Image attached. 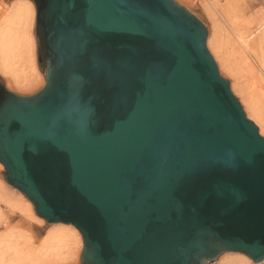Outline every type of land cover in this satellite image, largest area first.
<instances>
[{"label":"water","instance_id":"water-1","mask_svg":"<svg viewBox=\"0 0 264 264\" xmlns=\"http://www.w3.org/2000/svg\"><path fill=\"white\" fill-rule=\"evenodd\" d=\"M44 85L0 84V163L81 264L264 259V137L175 0H32Z\"/></svg>","mask_w":264,"mask_h":264},{"label":"bare ground","instance_id":"bare-ground-1","mask_svg":"<svg viewBox=\"0 0 264 264\" xmlns=\"http://www.w3.org/2000/svg\"><path fill=\"white\" fill-rule=\"evenodd\" d=\"M34 12L32 2L30 0L23 1V3L16 4L0 24V70L11 77V82L19 86H27L32 91L39 90L44 85V77L36 83L34 78L26 80L22 77L26 67L32 72L37 69L35 68L33 39L30 34ZM258 29L261 30L260 33L251 39L248 38L250 34L236 37L240 68L230 62L224 47L228 44L227 42V44L223 42L224 45L219 38L220 41L214 42L213 50L221 65L233 75L234 86L241 93L249 113L255 117L259 127L264 130V83L262 77L260 76V79L257 74V67L259 69L264 67V20L259 23ZM233 31L235 33V28ZM29 202L28 206L33 209L31 201ZM65 225L70 226V230H51L37 245H34L35 241L31 239L21 241V234L18 235L17 232L9 229L0 239V264H40L43 259L61 262L67 260L70 258L75 244L78 243L82 249V237L75 226ZM235 254L241 256L219 259L216 264L264 263V259L255 263L244 254Z\"/></svg>","mask_w":264,"mask_h":264},{"label":"rangeland","instance_id":"rangeland-1","mask_svg":"<svg viewBox=\"0 0 264 264\" xmlns=\"http://www.w3.org/2000/svg\"><path fill=\"white\" fill-rule=\"evenodd\" d=\"M20 1L23 3V1L26 2L27 0H0V24L3 19L7 16V14L12 10V8L16 4L21 3ZM30 1L32 2L33 8L35 10L33 1ZM175 1H177L179 4L183 5L189 11L194 13L205 24L208 31V35L206 38V47L217 65L219 74L223 78L228 80L230 90L241 105L246 117L257 126L259 135L264 137V130L259 127L255 117L249 113L242 99L241 93L236 88V86H234L235 80L233 78V75L227 70V68L221 65L219 58L216 57V54L213 50L214 42L219 40V38L222 44L228 43L227 45L224 44L225 46H223L225 47V51L227 52V55L230 58V62H232L235 67L240 68L241 65L239 63V50L236 49V47L238 46L236 37L240 35L245 36L247 34H250L248 38L251 39L260 33L261 30L258 29V26L259 23L264 20V0ZM234 28L235 33L233 31ZM30 34L33 39L35 52V68L37 69L36 71L32 72L31 70H29L28 67H26L22 73L23 75H25H22V77L26 80L34 78V82L36 83L44 77L43 61L38 59L39 44L38 33L36 28V10L34 12L32 24L30 26ZM257 69V74L260 79L262 77V82L264 83V67H262L261 69L257 67ZM11 80L12 79L11 77H9L8 74H5L0 70V84H2L7 90L20 95H30L37 91H32L27 86H19L11 82ZM29 203V200L21 191L6 183L3 176V166L0 163V239L4 237L5 233L9 229H12L14 232H17L18 235L21 234V241L31 239L32 241H35L34 245H37L40 243V241L43 240L44 235L51 230H70L71 227L65 224L63 225L62 223H47L44 219H40L35 214L34 210L31 209V206H28ZM80 249L81 246H78L77 243L75 244L72 250L73 252L70 255V258H68L67 260H63L61 262L50 261L41 258L43 259L41 263L81 264L79 255V253H81ZM235 253L238 252H223L217 257L213 264H216L217 260L219 259L241 256Z\"/></svg>","mask_w":264,"mask_h":264}]
</instances>
